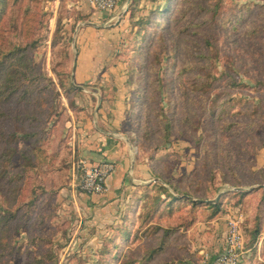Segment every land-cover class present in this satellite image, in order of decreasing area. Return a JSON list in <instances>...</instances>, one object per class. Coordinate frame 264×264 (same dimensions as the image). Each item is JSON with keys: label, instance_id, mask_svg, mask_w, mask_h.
I'll return each mask as SVG.
<instances>
[{"label": "rangeland", "instance_id": "obj_1", "mask_svg": "<svg viewBox=\"0 0 264 264\" xmlns=\"http://www.w3.org/2000/svg\"><path fill=\"white\" fill-rule=\"evenodd\" d=\"M30 3L42 14L35 9L34 13L20 14L18 28L37 38V46L30 51V56L41 71L53 79L54 85L53 93L44 91L36 96L42 103L34 109L42 111L43 117L52 100L60 111V105L65 107L59 113L60 123L58 120L51 127V136L35 144L52 149L60 137L68 139L65 136L68 102H74L73 93H63L53 68L65 69L66 83L76 89L71 79L72 63L79 51L75 41L79 28L87 25V16L95 9L84 0H32ZM157 4H163V0H138L132 10V22L145 19ZM139 37H135L138 41L135 43L133 33L128 31L123 43L110 51L109 56L123 61L126 71L130 65H143L142 82L148 97L140 109L141 118L135 124L141 127L146 110L152 116V109L161 108L163 116L171 118V127L166 141L157 133L148 140L140 134V128L135 131L134 157L147 165L150 173L156 174L150 181L167 187L166 181L178 182L181 188L198 198L222 197L224 212L213 220L226 215L224 247L227 220L238 216L242 220L245 241V220L253 214L257 203L264 201L260 192L264 185V0H182L171 21L149 27ZM54 41L66 45V50L61 51V56L65 57L63 63L56 60L58 52L52 47ZM7 107L12 118L0 123V130L4 131L12 130L15 112L30 110L14 102ZM22 144L18 141L16 147ZM12 161L18 165V156ZM76 162L58 173H42L17 181L12 192L7 190L8 184H0L5 192L0 193V212L5 197L23 205L31 195L32 186L36 187L35 191L44 189L47 193L40 196V204L29 220L22 215L1 233L0 244L10 242L7 247L0 245L2 264H32L33 258L48 246L58 256L57 264H103L106 258L100 251L110 237L118 233L115 226L123 224V214L128 210L133 214L136 195L144 188L132 189L119 202L113 215H106L105 211L99 215L79 195L83 192L77 185ZM33 181H37L38 186L33 185ZM237 187L247 189L245 197L240 204H232L225 196L238 191ZM49 195L52 197L48 198ZM40 217L44 218V223L39 222ZM200 222H203L201 217L187 228L174 230L159 253L144 263L204 264L205 252L212 256L221 253L224 247L214 254L202 246L201 230L197 229ZM160 223L165 227L164 220ZM137 227L130 228L129 242H122L113 264H119L120 257L135 259L136 264H140L146 253L159 245L162 230L145 235L141 230L136 232ZM244 249L248 254L242 255L240 264L249 260L250 251ZM256 261L264 264V250H259ZM256 261L251 264H259Z\"/></svg>", "mask_w": 264, "mask_h": 264}, {"label": "trees", "instance_id": "obj_2", "mask_svg": "<svg viewBox=\"0 0 264 264\" xmlns=\"http://www.w3.org/2000/svg\"><path fill=\"white\" fill-rule=\"evenodd\" d=\"M31 1L0 0V123L11 117L7 106L12 102L24 105L30 109L24 113L15 112L12 130H0V184L1 186L3 182L8 184L7 190L10 192L15 190L13 187L15 182L23 179L27 180L29 176L35 178L42 173H58L64 163L62 146L65 140L63 137H60L56 141L57 143L52 149H49L50 147L43 148L40 145L35 146L37 142L46 140L51 136V127L60 119L59 113L65 110V107L60 105L59 108H62L60 111L57 106H53L54 100L50 99L52 101L49 107L44 110L45 115L43 117L42 111L34 109L36 105L40 106L42 103L41 99H38L36 96L42 94L44 91L46 93L48 91L53 93L52 90L54 89L52 88L54 85L53 79L46 73H43L40 66L34 63L30 56V51L37 46V38L22 33L18 28L20 14L34 13L33 10L35 8L33 9ZM137 1L131 0L129 3V9H131L132 14V10L136 8ZM181 3L182 0H163V4H157L155 8L148 11L145 19L133 20L134 22L131 20L133 26L131 24L129 32L133 33L134 39L135 37L138 39L139 36L146 32L147 28H154L160 24L163 25L168 20L171 21L174 14L178 12ZM174 5L175 7H173ZM214 9H217V5ZM36 11L39 12L38 9ZM163 19H165L164 22H162ZM137 42L135 39V43ZM52 47L55 48L54 51L58 52L56 60L63 63L65 57L61 56V51L66 50L65 43L54 41ZM137 55L138 52L135 53V56ZM142 66V63H138L137 67L130 65L129 70L126 71V87L130 92L127 111L129 125L126 130L135 132L140 128V134L148 138V140L151 139L152 134L157 133L158 137L166 141L170 136L171 118L163 116V109H152L154 112L152 116H150V111L146 110L145 116L141 119V127L135 124L138 118H141L139 115L140 109L143 104L145 105L148 97L142 82L144 75ZM166 69H170V66L167 65ZM53 71L65 95H69L76 90L66 83L67 72L65 69L54 67ZM160 81L158 79V82ZM68 107L73 111L83 110L82 107L72 101L68 102ZM214 109L212 107L210 109L211 112ZM18 141H22L23 144L17 148L16 144ZM15 156L19 158L18 165L13 164L12 158ZM44 165L45 167L43 168ZM157 176L160 177V174L157 173ZM33 182V185H37V181ZM166 183L169 187L158 181L135 185L136 189H144L138 191L139 193L136 195L137 205L134 204L131 210L133 214L131 215L128 212L129 210L123 214V224L115 226L118 233L110 237L109 242H106L100 251V254L106 258L103 264H113L122 242H129L128 240L131 236L130 228L132 226L137 225L136 232L141 230L145 235H152L162 230L159 245L146 253L144 261L140 263L145 264L144 262L152 260L159 253L163 248L162 245L165 240H170L172 237L171 233L174 230L193 225L199 217H201L202 221H209L219 213L224 212L222 197H219L215 202H207L206 200H209L210 197L198 198L189 190L181 188L178 182L166 181ZM1 186L0 193L5 194ZM35 188V186L30 188L31 195L28 196L23 205L15 203L13 198H4V206L3 209L1 208L2 212H0V237H2L1 233H3L6 227L16 222L20 216L24 215L27 220L33 216L37 205L39 206L40 204V196L47 194L44 189H41L39 192L35 191ZM260 192L261 197L262 195L264 197V188ZM245 193L244 191L230 192L225 198L232 204H240L245 197ZM50 197L52 195L48 196V198ZM234 198L235 200H233ZM21 208L24 209L19 215ZM263 208L264 201L261 200L255 206L253 214L247 216L245 220V222L247 221V225L244 229V247L249 249L250 256L249 260L244 264H251L256 261L259 250H264V238L261 241L260 249L257 246L262 231ZM199 213H201V216H199ZM49 217L47 216V218ZM36 218L37 213L32 219L33 222ZM163 220L166 222L165 227H162L160 223ZM39 222L44 223V218L40 217ZM0 245L7 247L10 245V242L3 241ZM2 263L3 259L0 257V264ZM57 263L58 256L49 246L47 249L41 251L38 257L32 260V264ZM134 263L136 264L135 259L120 257L119 264ZM258 263L260 264V261Z\"/></svg>", "mask_w": 264, "mask_h": 264}, {"label": "crops", "instance_id": "obj_3", "mask_svg": "<svg viewBox=\"0 0 264 264\" xmlns=\"http://www.w3.org/2000/svg\"><path fill=\"white\" fill-rule=\"evenodd\" d=\"M87 18V25L81 26L77 33L75 43L79 51L72 63L71 73L76 88L73 92L74 102L83 110L67 111L68 130L65 136L68 139L62 146L64 163L59 172L71 163L74 166L80 157L114 162L115 169L107 179L108 192L105 195L79 193L99 215L104 211L106 215H113L119 202L128 196L135 185L150 182L156 178V174L150 173L149 167L134 157V132L126 130L130 98L126 87V64L109 56L110 51L123 43L122 39L130 29V21L134 19L129 4L123 0L112 11L91 10ZM225 216L222 214L197 225V229L201 230L202 246L208 247L214 254L224 247ZM263 223L262 214L258 249L264 238ZM219 233L223 236L219 237Z\"/></svg>", "mask_w": 264, "mask_h": 264}, {"label": "built area", "instance_id": "obj_4", "mask_svg": "<svg viewBox=\"0 0 264 264\" xmlns=\"http://www.w3.org/2000/svg\"><path fill=\"white\" fill-rule=\"evenodd\" d=\"M91 8L99 11H112L123 0H84ZM115 169L110 160L92 161L87 157L77 159L75 165L79 189L88 195H105L108 192L107 179ZM227 220L226 243L224 250L212 256L205 252L204 264H240L243 254L248 250L243 247L244 237L239 218Z\"/></svg>", "mask_w": 264, "mask_h": 264}, {"label": "water", "instance_id": "obj_5", "mask_svg": "<svg viewBox=\"0 0 264 264\" xmlns=\"http://www.w3.org/2000/svg\"><path fill=\"white\" fill-rule=\"evenodd\" d=\"M130 1L131 0H127V5L130 3ZM72 79V78H71ZM74 86V85H73ZM77 88H79V87H77ZM263 187H264V185H262ZM238 191H246L247 189L246 188H244V187H237L236 188ZM218 197H219V195H217L216 196V198H214V199H209V200H206L207 202H215V201H217L218 200Z\"/></svg>", "mask_w": 264, "mask_h": 264}]
</instances>
